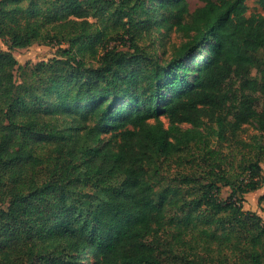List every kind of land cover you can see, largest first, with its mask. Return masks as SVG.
Here are the masks:
<instances>
[{
    "label": "trees",
    "instance_id": "16d2710c",
    "mask_svg": "<svg viewBox=\"0 0 264 264\" xmlns=\"http://www.w3.org/2000/svg\"><path fill=\"white\" fill-rule=\"evenodd\" d=\"M246 1L0 0V264H264ZM34 45L57 56L20 65Z\"/></svg>",
    "mask_w": 264,
    "mask_h": 264
},
{
    "label": "rangeland",
    "instance_id": "374dc122",
    "mask_svg": "<svg viewBox=\"0 0 264 264\" xmlns=\"http://www.w3.org/2000/svg\"><path fill=\"white\" fill-rule=\"evenodd\" d=\"M189 3V9L190 11H194L196 8L201 7L203 5V0H188ZM247 11L246 16L249 17L251 15H262L264 16V12L257 4V0H247L246 1ZM167 46H178L181 42H183V39L177 35H171L167 38ZM127 46V44H126ZM120 49H125L124 47H120ZM6 46L0 41V51H6ZM13 56L18 61L20 65H24L25 63H32L35 64L37 62L41 61H47L53 57L57 56L56 53V47L52 46H37L34 45L28 49H22V50H16L13 52ZM253 60L255 62V66L251 68L250 76L253 77L256 75L257 67H261L264 65V50L260 51L256 54L252 55ZM236 86H234L235 88ZM257 98V101L260 105L264 103V96L258 94L255 95ZM165 125L167 122L163 120ZM188 126H186L187 128ZM260 134L257 132L254 128V126L246 125L244 126L243 130L237 134L236 140L241 141L245 144H251L254 142V137H258ZM260 143L264 145V137L259 139ZM234 142V141H232ZM234 150H237L239 148L235 147V144L233 145ZM229 148H223L224 151H228ZM263 169V175H264V165L262 164ZM229 193V190L227 188L222 189L221 198H225ZM264 194V186L262 189L250 193L244 196L243 200V210L252 212L257 214L259 217L262 218L264 222V201L259 202L260 197Z\"/></svg>",
    "mask_w": 264,
    "mask_h": 264
}]
</instances>
